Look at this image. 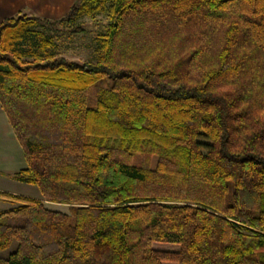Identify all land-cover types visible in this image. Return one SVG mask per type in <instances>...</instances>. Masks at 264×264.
<instances>
[{
    "label": "trees",
    "instance_id": "trees-1",
    "mask_svg": "<svg viewBox=\"0 0 264 264\" xmlns=\"http://www.w3.org/2000/svg\"><path fill=\"white\" fill-rule=\"evenodd\" d=\"M103 11L95 62L43 33ZM0 108L41 198L0 193V264H264V0L5 18Z\"/></svg>",
    "mask_w": 264,
    "mask_h": 264
},
{
    "label": "crops",
    "instance_id": "crops-1",
    "mask_svg": "<svg viewBox=\"0 0 264 264\" xmlns=\"http://www.w3.org/2000/svg\"><path fill=\"white\" fill-rule=\"evenodd\" d=\"M73 2L74 0H0V23L5 18L12 17L16 14L35 15L47 20H57L62 18L69 11ZM1 113L0 193L38 200L40 194L35 187L19 183L12 178L13 175L24 168V166L18 159L15 160V162L10 158L9 148L14 151L16 149L17 140L5 113H2L4 116ZM0 201L7 202L3 199H0Z\"/></svg>",
    "mask_w": 264,
    "mask_h": 264
},
{
    "label": "rangeland",
    "instance_id": "rangeland-1",
    "mask_svg": "<svg viewBox=\"0 0 264 264\" xmlns=\"http://www.w3.org/2000/svg\"><path fill=\"white\" fill-rule=\"evenodd\" d=\"M75 25L82 26L84 32L71 36L68 33L66 26H59L57 28L46 27L42 30L45 35L50 36L55 42L56 52L58 55L64 57L68 61L75 63L95 62L101 55V40L107 34V12L103 11L94 15L93 17L84 16L79 19ZM9 149L11 150V148ZM10 150V158H12L14 161L18 159L19 162H21L24 166L25 162L22 156V149L18 143L16 142V149L14 151ZM39 199L41 198L39 197ZM44 204L52 210L66 211V207L62 205L49 204L47 202H44ZM12 207L13 206L10 202L0 201V212L8 210ZM15 246L16 243L14 242L8 250L0 253V258H6L9 253L14 251ZM169 250L177 251L178 249L171 247Z\"/></svg>",
    "mask_w": 264,
    "mask_h": 264
}]
</instances>
